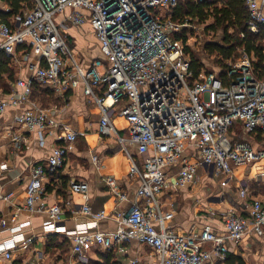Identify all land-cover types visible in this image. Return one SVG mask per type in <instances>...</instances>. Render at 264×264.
Returning <instances> with one entry per match:
<instances>
[{"label":"built area","instance_id":"1","mask_svg":"<svg viewBox=\"0 0 264 264\" xmlns=\"http://www.w3.org/2000/svg\"><path fill=\"white\" fill-rule=\"evenodd\" d=\"M181 1L33 0V8L16 16L14 26L0 20V52L12 56L26 44L40 52L42 63L33 77L18 80L16 90L0 98V115L8 108L29 105L15 118L17 130L55 137L47 165L31 167L24 209L45 214V230L69 238L73 258L68 264H89V253L94 248L110 251L133 242L159 255L151 264L225 262L230 242H240L250 234L264 236V200H254L246 215L232 209L223 212L221 230L206 224L201 230L193 227L179 233L170 225L175 217L174 204L162 201L169 191L190 188L199 174L210 180L222 179L221 185L226 187L234 180L235 168L264 160V146L256 150L248 140L234 142L230 137L238 123L248 134L264 133V76H259L253 57L242 48L237 60H228L225 78L202 70L194 80L192 54L185 46L188 37L198 41L202 34L196 36L198 25L208 20H175ZM192 1L198 4L206 0ZM243 3L247 30L260 34L264 31V0ZM85 24H90L100 44L104 66L96 61L86 70L68 43L64 29ZM241 38H245L244 33ZM35 84L58 95L82 85L89 102L100 109V132L104 136L116 134L113 114L128 122L129 142L142 161L139 165L123 147L131 160L130 177L139 187L130 208L115 213L116 231L96 230L98 221L109 216L105 211L93 212L85 183L73 182L71 189L82 195V213L92 217L93 223L67 229L63 225L64 209L59 204L47 207L43 203L50 177L63 169L79 133L32 104ZM12 141L20 145L26 140L12 136ZM93 160L98 166L97 158ZM5 169L6 164L0 167V174ZM103 181L116 196L117 205L128 201L114 178L105 177ZM245 194L246 190L242 196ZM12 197L0 195L7 202H12ZM12 220H16V214ZM1 224L11 232L0 243V256L9 260L13 250L32 243L22 231L30 223L8 227L2 220ZM137 263L139 260L131 264Z\"/></svg>","mask_w":264,"mask_h":264},{"label":"crops","instance_id":"2","mask_svg":"<svg viewBox=\"0 0 264 264\" xmlns=\"http://www.w3.org/2000/svg\"><path fill=\"white\" fill-rule=\"evenodd\" d=\"M10 10L3 0L0 3V20L8 21L14 26L15 17L7 16ZM64 32L71 49L86 70L92 68L96 61H101L103 66L106 64L90 24L81 27L68 25ZM252 57L254 60V55ZM41 63L40 52L36 47L30 44L18 47L10 60L12 72L0 76V98L16 90L18 80L31 79L35 68ZM99 70L103 71V67L99 66ZM83 91L81 85L64 95H58L48 87L34 86L32 104L79 133L75 149L68 155L63 169L55 177H50L43 203L47 207L59 204L64 209L63 225L67 229L73 230L78 224L93 223L92 217L82 213V195L71 189L73 182L85 183L88 185L93 212L105 211L109 216L98 221L96 230L110 233L117 230L115 213L130 208L139 187L138 182L130 177L131 160L128 152L139 165L142 159L137 154V148L129 142V124L117 113L111 116L116 134H101L100 109L97 104L89 102ZM28 107L29 105L11 107L0 115V167L7 165V169L0 174V195L13 194L12 202L0 198V243L11 236V232L2 226V220H6L8 227L29 222V226L22 231L33 241L27 248L20 246L13 250L9 260L0 256V264H68L73 258L72 242L70 246L65 243V239L69 238L46 231L45 214H32L24 209L31 181V167L46 166L56 144L55 137L49 134L17 130L15 118ZM12 136L23 137L26 141L17 145L12 141ZM230 137L234 142L248 140L256 150L264 146V133L258 131L248 134L241 123L232 128ZM120 139L124 140V145ZM94 157L98 160V166ZM233 176L234 180L223 187L222 179L210 180L199 174L196 183L190 188L179 192L169 191L162 201L166 204L170 200L174 204L175 217L171 227L179 233H187L193 227L201 230L206 224L221 230L223 212L232 209L238 214L246 215L254 200H264V160L235 168ZM105 177H112L117 181L120 190L128 196L127 202L117 205L116 196L103 181ZM244 190L246 194L242 196ZM169 208L167 205L166 209ZM15 214L16 220L13 221ZM228 247L225 262L214 261L209 264H264V236L250 234L240 242H230ZM89 254V264H131L134 260H139L137 264H151L159 259L157 253L136 242L110 251L94 248Z\"/></svg>","mask_w":264,"mask_h":264},{"label":"trees","instance_id":"3","mask_svg":"<svg viewBox=\"0 0 264 264\" xmlns=\"http://www.w3.org/2000/svg\"><path fill=\"white\" fill-rule=\"evenodd\" d=\"M5 1L11 9L7 15L9 17L23 15L26 10H30L34 6L33 0ZM187 17L198 18L203 22L213 19L214 24L209 29H223L225 33L223 44H210L206 47L210 53L219 56L220 66L225 65L227 67L228 64H225L224 61L236 60L238 50L244 48L249 55H254L253 65L259 76H264V31L260 34H252L247 30V12L243 0H208L198 4L192 0H182L175 10L174 19L184 21ZM243 33L245 38H241ZM186 50L189 51V48L186 47ZM10 60L11 56L5 52H0V76L12 72ZM202 69H204V64L192 56L194 80L199 78ZM210 72L212 71H207V73ZM218 75L221 79L225 78L226 70L218 73ZM36 86L39 85L36 84ZM65 243L70 246L71 241L65 239ZM110 260L108 256V261Z\"/></svg>","mask_w":264,"mask_h":264},{"label":"rangeland","instance_id":"4","mask_svg":"<svg viewBox=\"0 0 264 264\" xmlns=\"http://www.w3.org/2000/svg\"><path fill=\"white\" fill-rule=\"evenodd\" d=\"M213 24L214 20L210 19L204 25H198L199 31L196 32V36L198 35V33H202L200 38L198 39V41H196L195 39H190L188 37V44L185 47L189 48V52H191L192 56H194L197 60L204 64V71L221 73L222 71L226 70L227 67L225 65L220 66L219 56L217 54L210 53V51L206 48L210 44H223L225 33L223 29L210 30L209 28ZM234 60L235 59H233L232 61ZM224 62L225 64H229L228 61ZM123 119L125 122H127L125 118Z\"/></svg>","mask_w":264,"mask_h":264}]
</instances>
